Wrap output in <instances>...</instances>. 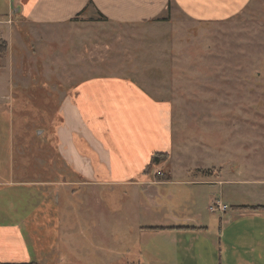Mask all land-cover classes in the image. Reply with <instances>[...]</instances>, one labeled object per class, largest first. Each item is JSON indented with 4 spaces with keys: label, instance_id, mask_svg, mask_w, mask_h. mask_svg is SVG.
Listing matches in <instances>:
<instances>
[{
    "label": "rangeland",
    "instance_id": "obj_1",
    "mask_svg": "<svg viewBox=\"0 0 264 264\" xmlns=\"http://www.w3.org/2000/svg\"><path fill=\"white\" fill-rule=\"evenodd\" d=\"M2 6L0 29L6 30L8 42L7 48L0 40L3 164L14 161L17 167L24 165L28 176L37 180L69 179L71 171L60 169L55 147L61 100L72 93L77 82L115 76L137 83L155 99L170 102V139L175 152L168 168L173 181L213 179L184 170L221 156L229 175L236 173L251 182L264 180V0H253L242 16L216 25H196L175 14L167 24L120 26L98 20L95 13L61 26L41 27L18 20L8 25L6 6ZM180 149H184L183 156ZM205 149L206 154L202 152ZM153 167L143 175L151 178L160 170L162 174L157 177L164 179L165 166ZM102 177L111 178L106 172ZM173 184L147 187L152 193L137 188V196L147 206L138 198L136 203L130 200L128 194L136 190L129 186L91 187L89 191H97L103 202L97 208L101 227L93 234L82 228L83 216L81 221L77 219L78 206L89 204L85 197L92 195L84 192L89 187H63L58 211L68 223L61 226L62 240L72 244L73 253L85 257L84 264H219L218 250L210 248L208 241L205 263L194 262L191 254H186V259L174 247L172 236L136 227L167 220L177 223L176 218L182 220L192 212L206 224H218L221 214L209 212L205 198L213 187ZM227 187L221 202H253L244 197L231 198ZM257 188L247 189L258 192ZM112 211L117 213L110 214ZM98 244L105 246L97 249Z\"/></svg>",
    "mask_w": 264,
    "mask_h": 264
},
{
    "label": "crops",
    "instance_id": "obj_2",
    "mask_svg": "<svg viewBox=\"0 0 264 264\" xmlns=\"http://www.w3.org/2000/svg\"><path fill=\"white\" fill-rule=\"evenodd\" d=\"M1 1L4 4L0 5L6 6V24L18 20L34 26L53 27L69 24L91 13H95L98 20L120 26L167 24L175 14L191 19L196 25H216L242 16L253 0ZM5 35L6 30L1 28L0 40L8 48ZM72 88V93L65 94L61 100L60 124L55 131L60 169L69 168L70 178L61 176L55 181L37 180L28 176L24 165L17 167L14 161L6 165L0 160V264H84L85 257L72 252V244L69 246L62 240L63 231H60L62 224L68 223L66 216L58 209L63 200L62 188H67L69 184L77 185L78 189L89 187L84 192L92 196L85 197L89 203L86 207L78 206L77 219L81 221L83 216L85 225L82 224V228L93 234L99 233L101 219L97 208L103 205L97 191L93 193V188L98 185L129 186L136 190L128 194L130 200L136 203L138 198L143 203L142 197L137 196V188L152 193L147 187L172 182L177 186L213 187L205 195L208 205L215 200L220 201V197L228 191L225 185L230 190L228 195L231 198L244 197L253 202L230 203L222 200L228 209L220 213L217 225L215 222L206 224L198 214L192 212L182 220L176 218L177 223L168 220L151 225L139 223L136 226L139 230L151 231L148 227H161L151 232L172 236L174 247L182 251L186 259V254H191L194 262L205 263L203 255L208 241L210 248L218 250L219 264H264V208H234L239 205H264V192L261 193L264 180L253 179L251 182L240 179L236 173L229 175L221 156L204 163L198 162L200 166H188L184 170L186 174L194 171L213 179L199 177L173 181L168 168L175 152L170 139L172 124L169 101L155 99L137 83L115 76L86 79L75 83ZM180 152V156H183L184 149H180ZM202 152L206 154L207 150ZM211 152L212 149L208 154ZM156 153L165 154L167 158L149 166L150 157ZM50 164L52 168V162ZM154 165H159V169L165 166L169 179L143 175ZM104 172L111 178L102 179ZM157 172L160 173V170ZM91 187L93 191L90 192ZM248 187H258V192H251ZM70 193L74 194L75 191ZM133 208L134 205L130 206L131 211ZM127 210L129 212V208ZM98 245L100 247L97 249L105 246ZM213 255L212 251V261L215 262Z\"/></svg>",
    "mask_w": 264,
    "mask_h": 264
},
{
    "label": "trees",
    "instance_id": "obj_3",
    "mask_svg": "<svg viewBox=\"0 0 264 264\" xmlns=\"http://www.w3.org/2000/svg\"><path fill=\"white\" fill-rule=\"evenodd\" d=\"M2 45L5 46V42L2 43ZM166 155L165 154H161V153H156V154H153L151 157H150V161H149V166H151L152 164H157L159 162H162L166 159ZM149 169V167L147 168ZM148 171V170H147ZM162 174L161 172L157 174L160 175ZM155 176L156 178L158 179H162L160 177H157ZM169 179V176L168 174H166V176L164 177V180H168ZM234 208H240V209H263L264 208V205H260V204H256V205H239V206H234ZM150 230H157L161 227H158V226H153V227H148Z\"/></svg>",
    "mask_w": 264,
    "mask_h": 264
},
{
    "label": "built area",
    "instance_id": "obj_4",
    "mask_svg": "<svg viewBox=\"0 0 264 264\" xmlns=\"http://www.w3.org/2000/svg\"><path fill=\"white\" fill-rule=\"evenodd\" d=\"M228 209V206L221 201L215 200L208 205V210L212 213H223Z\"/></svg>",
    "mask_w": 264,
    "mask_h": 264
}]
</instances>
